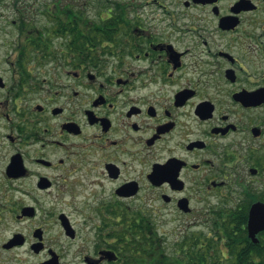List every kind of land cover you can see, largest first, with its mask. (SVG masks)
I'll return each mask as SVG.
<instances>
[{"label":"flooded vegetation","instance_id":"1","mask_svg":"<svg viewBox=\"0 0 264 264\" xmlns=\"http://www.w3.org/2000/svg\"><path fill=\"white\" fill-rule=\"evenodd\" d=\"M53 9L0 54V264H138L264 202V0Z\"/></svg>","mask_w":264,"mask_h":264},{"label":"trees","instance_id":"2","mask_svg":"<svg viewBox=\"0 0 264 264\" xmlns=\"http://www.w3.org/2000/svg\"><path fill=\"white\" fill-rule=\"evenodd\" d=\"M2 1L3 0H0V2ZM15 1L21 2L20 0ZM96 3L97 5H101V7H109L108 3L119 5L118 2L113 4V0H107L103 3L99 0ZM52 4L57 6L55 2ZM48 5V3H44L42 11L45 16H49L48 24L45 28L43 27V37L47 40L56 36V32L64 31L63 28L68 27V20L62 18V16L71 15V12L58 11L53 9V7L48 8ZM63 5L72 4L68 2ZM54 16H60V18L55 19ZM28 24L22 19L21 32H24ZM54 24H57V26L55 27ZM247 208L248 205H244L243 210L238 212L234 219H232L231 223L234 224L233 227H225V235H222L219 239L217 238L218 240L213 239V241H207L200 239L198 235H196L192 243V239L189 240V238L193 236H189L188 241L183 243V245L186 246L185 250L182 251L183 256L170 257L164 253L161 244L156 242L149 243L148 233L140 235V237H138L139 241H137L133 247L128 248L126 253H136L137 256L134 257L133 261L138 264H264V231L258 233L257 242H253L247 237L245 227ZM132 238H136V236ZM214 241L215 243H213ZM216 243H219V248L216 247ZM221 245L223 247L225 246L224 251L226 254H224ZM218 252L220 255L216 256Z\"/></svg>","mask_w":264,"mask_h":264},{"label":"rangeland","instance_id":"3","mask_svg":"<svg viewBox=\"0 0 264 264\" xmlns=\"http://www.w3.org/2000/svg\"><path fill=\"white\" fill-rule=\"evenodd\" d=\"M21 2L15 1V0H3L2 2H0V54L1 53H6L9 54L11 53V48L12 45L9 46V42L14 41V39H16L17 37L22 38L24 37V35H26V31H27V27H39L41 29H43V27L45 28V26L48 24V17L44 15V13L42 12L43 10V4L44 3H48V8H52L54 7V5L52 3H57V5H63L65 3H71L72 5H78V4H82L84 1H88V6H100L101 5H97V1L99 0H20ZM107 0H101V2H106ZM140 1L143 0H113V4L115 2L118 3H123L126 6L129 5H137ZM108 5H112L109 4ZM22 6V8L19 10H16V7H20ZM40 10V11H39ZM50 10V9H49ZM96 9H91L89 14L90 16H92L93 20H98L96 15ZM18 16H22L24 22L26 24H28L25 29L24 32H21V28L19 29L17 25L12 24V20H16L18 18ZM20 33H22V35H20ZM7 44V45H5ZM161 229H164V231L168 232L165 235H162L164 237L165 240V244H164V253H166L167 255H169L170 257H180L183 256V252L181 250H177L175 248V246H172V243L175 242L176 239H178L179 237L176 236V234H172L170 233V231L172 229H175L174 223H166V225H164ZM159 229V233H160ZM185 233L190 234L193 233L190 239H192V243L194 242L193 238L198 235V237L200 239H204V240H212L213 241V237H214V229L211 228V222L210 221H205L203 225L200 226H189V228H187L185 231ZM218 240V239H216ZM215 243V241L213 242ZM222 246V245H221ZM189 247V246H188ZM216 247L219 248V243H216ZM178 251L176 252L175 251ZM224 249V247L222 246V250ZM188 251V248H187ZM224 254L225 251L223 250ZM220 253L218 252L216 256H219Z\"/></svg>","mask_w":264,"mask_h":264},{"label":"water","instance_id":"4","mask_svg":"<svg viewBox=\"0 0 264 264\" xmlns=\"http://www.w3.org/2000/svg\"><path fill=\"white\" fill-rule=\"evenodd\" d=\"M248 237L257 242V234L264 231V202L257 201L253 203L248 211L246 223Z\"/></svg>","mask_w":264,"mask_h":264}]
</instances>
